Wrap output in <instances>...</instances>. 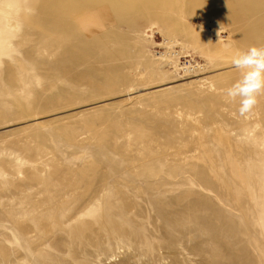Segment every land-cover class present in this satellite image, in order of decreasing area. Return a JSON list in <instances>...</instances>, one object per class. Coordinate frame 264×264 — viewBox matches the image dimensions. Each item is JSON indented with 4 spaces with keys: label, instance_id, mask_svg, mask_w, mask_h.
I'll list each match as a JSON object with an SVG mask.
<instances>
[{
    "label": "rangeland",
    "instance_id": "obj_1",
    "mask_svg": "<svg viewBox=\"0 0 264 264\" xmlns=\"http://www.w3.org/2000/svg\"><path fill=\"white\" fill-rule=\"evenodd\" d=\"M124 1L0 0V264H264V94L226 97L244 23Z\"/></svg>",
    "mask_w": 264,
    "mask_h": 264
},
{
    "label": "bare ground",
    "instance_id": "obj_2",
    "mask_svg": "<svg viewBox=\"0 0 264 264\" xmlns=\"http://www.w3.org/2000/svg\"><path fill=\"white\" fill-rule=\"evenodd\" d=\"M120 1H122L123 2V0H114V5L115 6H117V8H118V10H115V9H113V11H114V17L117 19V23H120V16L122 15H120ZM126 2H127V0H125ZM125 1H124V3H125ZM129 1H133L134 2V0H128V2ZM139 1L140 0H136V2L135 3H138L139 4ZM217 1V0H216ZM132 2V3H133ZM108 3V2H107ZM106 2L104 3V4H107ZM111 3V2H110ZM223 3H225L226 5V7H228V9L224 6V4ZM75 4H77L76 2H73V4H72V7H71V3H70V6H69V9H70V11L68 12V14L66 15V13L64 14V11H63V9L62 8H59V10H58V12H57V15H59L58 17H59V19H58V23H57V29L59 30V29H63V24L62 23H70V19H72L73 17H75L77 14H78V12H77V7H76V5ZM112 4V3H111ZM127 4V3H126ZM125 4V5H126ZM131 4V3H130ZM138 4L137 5H135L134 4V7L135 6H138ZM141 4V3H140ZM219 5V4H223V8H225L226 10H227V12L225 11V12H223V13H221L220 12V15H227V16H229V17H231L230 19H234V22L235 23H240V21L241 22H243L244 23V26L242 27V28H245V29H243V30H245L244 31V38H243V35H241L242 37L241 38H243L242 40H243V42L244 43H250L252 46H254V45H258L259 43H261L262 42V40H264V16H261L262 15V11H263V7H264V0H221V1H217L216 2V5ZM94 5V4H93ZM122 5H123V3H122ZM127 5H129V4H127ZM107 6H108V8H109V6L110 5H108L107 4ZM112 6V5H111ZM133 6V5H132ZM164 6V5H163ZM154 7V6H153ZM153 7H149L148 9L149 10H151V9H153L154 10V8ZM220 7H222V6H220ZM241 7H243L244 8V10L243 9H241ZM138 8V7H137ZM136 8V9H137ZM151 8V9H150ZM112 9V8H111ZM111 9H109V10H111ZM143 9V8H142ZM141 8L139 9V10H142ZM147 9V10H148ZM139 10H137V11H139ZM145 10V9H144ZM144 10H143V12H144ZM149 10H148V12H149ZM112 11V10H111ZM110 11V13H112ZM155 11H156V9H155ZM154 11V12H155ZM221 11V10H220ZM242 11H246V12H248V15H249V17L251 16V15H254V14H260L261 13V15H259V16H261V17H259L258 19H256L257 20V22H255V23H248V22H246L247 20H246V18H243V17H241L240 16V13L242 12ZM123 13H124V11H122ZM140 12H142V11H139V13ZM142 12V13H143ZM151 12V14H152V11H150ZM150 12L149 13H147V14H149V15H151L150 14ZM108 13V12H107ZM106 13V14H107ZM138 12H137V14H139ZM144 13H146V10H145V12ZM65 16H64V15ZM80 14V13H79ZM105 14V15H106ZM136 14V15H137ZM141 14V13H140ZM95 15H97L96 14V12H95ZM109 15V14H108ZM112 15H113V13H112ZM146 15V14H145ZM145 15H143V14H141V15H137V16H135V20L136 21H138V22H142V20L144 19V17H145ZM63 16H64V18L66 19H63ZM79 16V15H78ZM100 16V15H99ZM110 16V15H109ZM147 16V15H146ZM57 17V18H58ZM94 17V16H93ZM102 17V16H101ZM226 17V16H225ZM228 17V18H229ZM247 17V16H246ZM256 17H258V16H255V17H253L254 19L256 18ZM95 18V17H94ZM99 19H98V17H97V20L96 21H98ZM236 20H237V22H236ZM244 20H245V22H244ZM252 20V19H251ZM255 20V21H256ZM66 21V22H65ZM93 21H95V20H93ZM116 21V20H115ZM133 21V20H132ZM233 21V20H232ZM250 22V21H249ZM72 23V22H71ZM100 23V22H99ZM115 23V22H114ZM235 23H234V25H235ZM242 23V24H243ZM116 24V23H115ZM233 24V23H232ZM118 25V24H117ZM237 25H239V24H237ZM239 26H241V24L239 25ZM118 27V26H117ZM241 28V27H240ZM238 29V28H237ZM63 31L62 30H60V33H62ZM242 32V31H241ZM241 34V33H240ZM72 40V39H71ZM70 40V41H71ZM88 40H91V38H88ZM61 46V45H60ZM82 56V55H81ZM85 58H87V56H84ZM72 60V62H77V63H79L78 61H80V57L79 56H77V54H75V56H73V58L71 59ZM82 60H84L83 58H82ZM86 60V59H85ZM76 63V64H77ZM73 64V63H72ZM75 64V63H74ZM80 64V63H79ZM93 198V197H92ZM80 202V201H79ZM96 206V205H95ZM94 207V204L89 200V202H87V204H86V206H84V207H82L81 209L82 210H80V212H78V217H83V216H85L86 214H88L89 212H91L92 211V208ZM105 219V218H104ZM98 220V219H97ZM89 224H91V223H89ZM111 223L110 222H108V221H105V222H103V223H98L96 226L99 228V232H106V231H108L109 229H111L112 228V226L110 225ZM38 228H40V227H38ZM38 228H37V230H38ZM113 229V228H112ZM26 231V233H27V230L29 231V229H25ZM41 230V228L39 229V231ZM113 230H116V228L115 229H113ZM32 231V230H31ZM38 231V232H39ZM95 231V230H94ZM93 231V232H94ZM117 232V231H116ZM129 234V233H128ZM38 235H39V233H38ZM115 235H117L118 236V232H117V234H115ZM114 238H120V237H114ZM118 240H121V239H118Z\"/></svg>",
    "mask_w": 264,
    "mask_h": 264
},
{
    "label": "clouds",
    "instance_id": "obj_3",
    "mask_svg": "<svg viewBox=\"0 0 264 264\" xmlns=\"http://www.w3.org/2000/svg\"><path fill=\"white\" fill-rule=\"evenodd\" d=\"M241 78L226 90L231 101L239 100V114L250 113L264 94V46H251L239 52L232 61Z\"/></svg>",
    "mask_w": 264,
    "mask_h": 264
}]
</instances>
